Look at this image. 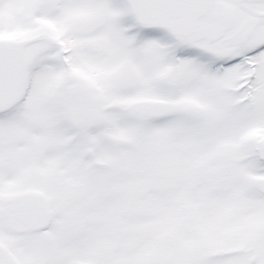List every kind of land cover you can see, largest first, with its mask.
<instances>
[{
  "label": "rangeland",
  "instance_id": "obj_1",
  "mask_svg": "<svg viewBox=\"0 0 264 264\" xmlns=\"http://www.w3.org/2000/svg\"><path fill=\"white\" fill-rule=\"evenodd\" d=\"M29 38L27 96L0 115V204L44 192L51 225L0 224L20 264H264V199L248 188L264 176L251 151L264 143V53L252 71L248 56L207 52L237 40L141 28L122 0H0V39ZM152 98L193 112L132 114Z\"/></svg>",
  "mask_w": 264,
  "mask_h": 264
},
{
  "label": "water",
  "instance_id": "obj_2",
  "mask_svg": "<svg viewBox=\"0 0 264 264\" xmlns=\"http://www.w3.org/2000/svg\"><path fill=\"white\" fill-rule=\"evenodd\" d=\"M213 0H123L134 21L142 27H153L169 34L189 35L196 26L197 16L206 12ZM45 40L58 50V55L67 73L68 62L64 49L55 39L46 36ZM29 40L15 41L0 39V113L22 101L28 90L30 59L25 55L24 45ZM164 84L170 86L171 79ZM181 112L188 113L187 107ZM173 106L160 99L136 102L132 113L140 118L156 119L168 116ZM258 157L264 160V146H256ZM258 194L264 197V177L253 178L249 183ZM139 192H146L144 186ZM51 212L44 193L30 191L17 197L12 205H0V222L12 231L35 232L46 229L50 224ZM0 264H20L15 255L0 242ZM79 264V263H68Z\"/></svg>",
  "mask_w": 264,
  "mask_h": 264
},
{
  "label": "flooded vegetation",
  "instance_id": "obj_3",
  "mask_svg": "<svg viewBox=\"0 0 264 264\" xmlns=\"http://www.w3.org/2000/svg\"><path fill=\"white\" fill-rule=\"evenodd\" d=\"M229 3L246 15L237 17L225 7ZM199 24L207 39L215 43L230 44L237 40L226 47V54L211 49L207 50L208 53L233 59L248 56L251 58L252 71L261 67V55L264 53V0H222L220 3L213 0L206 12L198 16L196 28Z\"/></svg>",
  "mask_w": 264,
  "mask_h": 264
}]
</instances>
